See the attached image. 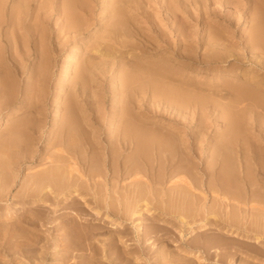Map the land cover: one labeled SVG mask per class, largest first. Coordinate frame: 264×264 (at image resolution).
I'll return each mask as SVG.
<instances>
[{
    "label": "bare ground",
    "instance_id": "obj_1",
    "mask_svg": "<svg viewBox=\"0 0 264 264\" xmlns=\"http://www.w3.org/2000/svg\"><path fill=\"white\" fill-rule=\"evenodd\" d=\"M138 1H103L104 13L110 16L106 18L112 21L105 30L109 31L108 38L102 39L112 38L121 47L128 44L123 38L139 30L132 16L137 14L134 5ZM252 1L260 6L254 3L249 12L252 26L244 40L245 51L233 52L231 48V54L226 56L219 48L226 45L222 43L223 35L219 30L215 32L213 26L214 32L208 29L209 34L203 38L212 47L203 52L207 57L201 56L198 63L203 69L201 72L207 75L202 80L201 76L194 77L201 72L189 69L186 63L183 67L192 71L191 75L183 69L175 73L158 62L136 66L138 61L135 66L124 67L110 80L115 89L113 109L101 125L90 124L94 118L89 115L76 120L74 103L77 97L93 92L91 88L95 89L97 75L107 76V68L103 66L109 57L117 59L124 55L117 53L124 52L114 47V54L111 51L100 56L104 60L102 64L91 65L86 58L84 64H79L75 59L80 45H74L63 75L67 78L63 83H68V88L62 93L70 103L64 105V112L59 110L62 102L57 99L54 102L56 116L52 127L58 124L56 129L60 132L55 130V136L49 137L56 149L48 157L52 160L50 166L30 174V167L25 169L19 159L12 158L11 145L0 143L3 145L0 148V264H22L16 262L17 253L21 260L28 259L26 264H48L50 259L55 264L57 255L62 264L70 261L75 264H264V0ZM180 2L181 5L198 4L201 0ZM6 5L7 0H0V38L5 36L6 23L13 27L17 24L16 17H7ZM56 9L64 15L63 28L59 31L68 33L82 28L75 0H65ZM18 18L20 23L26 17ZM84 23L87 26L91 21ZM186 26L190 28L191 24ZM45 37L36 38L37 48L32 54L38 53L40 58V65L33 63L36 66L32 65L31 69L33 77L38 76V87L32 86L36 88V96L25 93V98H35L32 103L46 93L53 70L46 61L48 53L41 49L50 45L49 40L48 44L44 41ZM179 39V44L188 46L184 32ZM147 40V46L158 45L150 37ZM20 43L16 38L9 41L11 56L0 47V127L4 124L3 114L17 107L21 99L22 90L13 84L22 68L18 48L14 46ZM110 45L104 46L112 48ZM57 51L50 49L51 53ZM128 51L131 54L132 50ZM189 51L183 49L182 63L193 59ZM8 59H11L12 75L6 72ZM27 59L23 56L26 71ZM131 60L125 61L124 66ZM157 66L163 70L156 69ZM33 105L35 108L36 104ZM33 112L32 109L30 116ZM26 114L29 116V112ZM15 130L11 133L16 134ZM31 139L23 144L26 149L22 148L26 150V166L37 160L40 151L30 145ZM24 169L21 191L12 193L20 205L6 208L4 203L10 202L12 187ZM84 252L89 256L74 262Z\"/></svg>",
    "mask_w": 264,
    "mask_h": 264
},
{
    "label": "rangeland",
    "instance_id": "obj_2",
    "mask_svg": "<svg viewBox=\"0 0 264 264\" xmlns=\"http://www.w3.org/2000/svg\"><path fill=\"white\" fill-rule=\"evenodd\" d=\"M15 1L16 0H7L6 8H7V11H8L7 17H16L17 18V21H16L17 24H14V27L11 26L8 23H6L3 26V28H4L3 30H4V35L5 36L3 38H0V47H2L4 50H6L8 52L7 56H11L10 52H11L12 49H11V46H9V41L13 40V38H16V39H18L21 42L20 44H22V45H20V44L19 45L18 44L14 45L15 47L18 48L17 54H18V59L20 60V64H21L20 66L22 68H20V73H18L19 76L16 75L17 81H15L16 80L15 79L14 80L15 83L13 82L14 85H16V84L18 85L17 87L20 88L22 90V92L20 93L21 99L17 102L18 103L17 107L15 106L11 111L5 112L3 114V117H4L3 118V120H4L3 123L4 124H3V126L0 127V143H2L3 145L7 144V146H8V144H9V146L11 145L10 148L12 147L11 148L12 150L11 149L10 150H11V152L14 151V153H15V154L12 153L13 154L12 158L17 159V160L19 159V161L24 165L25 169H27V167H30L29 171H28V173H30V174H32L33 170L37 171V170H41V169H45V168L49 167L50 166V162L52 160H50V158H48V157L50 156V154H52L54 152L53 150L56 151V149L54 147H52L53 146V142H51V138L53 136H55V130H56V133L60 132V130L56 129V128H58V124H56L54 127H52L54 117L56 116L55 115L56 114L55 113V109H54V102L56 101L55 99H57L58 101L62 102V105H60L59 110L63 109L65 107L64 105L67 106V104L70 103L69 101H67L68 99H67L65 93H62V91L66 90L68 88V83H63L67 79L63 75H64V71L67 69V64H66L67 61L66 60L70 56L69 54L71 53V50H73V47H74L75 44L79 43V45H80V50H79V53H78L79 57L77 56L76 59H75L76 61H78L77 63H79V64H84L87 60H88L87 62H89V64H91V65L92 64H96V62L97 63L99 62L98 64H102V61H104V60H102L100 56L104 55L107 52L109 53L111 51L112 52L115 51V50H112L114 47L117 48L116 50H118V51L120 50V51L124 52V53L118 52L117 55H119V56L121 54H124V55H121L117 59H114L113 56L109 57V59H108L109 61L105 64V66H103V67L107 68V74H106L107 76L103 77L102 74L99 75V76L97 75L98 79H96L97 80L96 83L93 84V88H95V89L91 88V90H93V92L91 91V93L88 96L86 94H83V95H81V98H80V96L77 97V99L75 101L76 104L74 103V106H75L74 108H77V111H78V112L76 110H74L75 112L73 111L75 113V119L77 118L76 120L79 119V121H80V118L84 117L83 115H89V116L94 118V120L92 122H90V124H94L95 123L97 125L98 124L101 125V124H103V121L105 122V120L108 119V117H109V115H110V113L112 111L111 109H113L112 108V104H113L112 103L113 102L112 99H113V96H114L115 89H114L113 84L110 83V80H112L113 78L117 77L116 73L118 74V72H120L124 67L127 66V68H128L129 66H135L136 63H138V61H139V63L140 62L141 63L140 64L138 63L136 66H142L143 63L144 64L145 63L146 64L147 63L155 64V63L158 62L159 65H164V67H168L171 71H173L175 73L179 72L180 69H183V70H185V72L187 74H190L192 71H189L188 69H186L187 67H185V68L183 67V64L186 63L188 65L189 69L196 68L198 71L201 72V71H203V69H201V66L198 65V63L200 61L201 56L202 57L203 56L207 57L206 53H203V52H207L206 49H208L211 46L210 44L208 45L206 43V41L203 39L204 37H206V35L209 34V30L211 29L210 32H214V31L216 32V31L219 30L218 33L223 35L222 43L223 44L226 43L227 46L225 44H224L225 46L224 45L223 46L219 45V48L223 49L225 51V53L227 54L226 56L231 54L230 50H232V49H233L232 50L233 52H239L240 50L245 51L244 42L246 41V39L248 38V35H249V34H247V31L251 30L250 27L252 26L250 24V21H249L250 19L249 18H251L250 17V13H251V10H253V8H254L253 4L255 3V5H259L260 6L259 3L256 4L257 2L256 1L253 2L252 0H236V1L231 0L232 2L230 0L229 1L228 0H216V1L215 0L214 1L213 0H201V3H198V4H195V3L194 4L193 3L187 4L186 3L185 5H181V2H180L181 0H169L170 2H168V3H167V0H139L138 2H135V5H134L137 8V10L135 11L137 14H136V16H134V13H133L132 16L134 17V19L136 21L135 25L137 27H139L138 29L140 31L138 30L137 33H135L136 30L134 28L135 31L133 32V35H132V32L127 33V35H130V36H126L123 39H124V41L128 42V44H126L125 47H121V46H119L117 44V41L114 44L115 41H114V39L111 40L112 38H110L108 40L107 39L106 40L102 39V38H108L109 31H105V30H106V28H107V30L109 29V26H110L111 21H112V20L108 21L106 17H110V16H108L107 12L104 13V10H103L105 8V5H103V1L104 0H75L76 4H77V9H78L77 13L79 12L77 15L80 17V20L82 21V24H81L82 28L77 30V31L68 32V33H66L65 31H59V30H61V28H63L62 27L63 26L62 23L64 21V15H62L61 11H58L56 9L60 5H62L65 0H45L46 2L44 0H20L19 2H15ZM229 4H231V5H229ZM172 6H173V8L174 7L175 8L173 9ZM247 6H248V10L249 11L247 10ZM37 8H38V10H36ZM111 8L112 7H110V9ZM176 8H177V10H176ZM202 8L204 9V13L205 14L202 12L203 11ZM244 8H246L245 11L243 10ZM110 9H109V11H110ZM172 10L174 11V13H173ZM188 10H189V12H188ZM191 11H193V12H191ZM34 12H36V13H34ZM180 13L182 14V16H179ZM187 13H188V15H187ZM243 15H244V17H243ZM33 16H35L34 21H33ZM125 16L128 17L127 15H125ZM202 16H203V18H202ZM18 17H26V18H24L23 21L21 20V22L19 23V18ZM85 17H86V19H85ZM117 17H119V16H117ZM16 18H15V20H16ZM58 18H59V20H57ZM103 18H104V20L100 23V20L103 19ZM235 18H237L238 20L235 19ZM89 19H90L91 23H87V26H86V23L83 24V22H87V21H89ZM126 19L127 18H125L124 20H126ZM184 19H185L186 22L184 21ZM43 21H44V23H43ZM194 22H197V23H194ZM106 23H108V24H106ZM190 24H191V26H190ZM38 25L39 26L41 25V26L38 28ZM186 25L190 26V28H188ZM215 25L216 26H220V29H218V27L216 29ZM213 26H214V31H213ZM11 27H12V29H11ZM33 27L35 28V30H34ZM45 27H47V28H45ZM16 28L17 29L19 28V30H18L19 34L17 33V29ZM186 28L188 29V31H187ZM220 30L223 33L220 32ZM33 31H36L35 32L36 34ZM102 31H104V32H102ZM181 32H184L186 34V36L188 38L187 40L189 41V43L187 45L189 46V44H190V47H188V46H186V47L184 46L183 47L182 44H179V42H180L179 38H180ZM207 32H208V34H207ZM224 32L227 33V35H230V37L227 36L228 39H227V37H226ZM249 32L250 31H248V33ZM9 33H12V34H9ZM55 34H57V35H55ZM135 34H137V36ZM41 35L47 36V37H45L46 39L44 38V41H46V43H47L48 40L50 42V45H44V46L41 47V49H42V52H47L48 53V58L46 56V59H47L46 61L53 67V70L51 71V74H52L51 75V80H50V83L48 84V86L50 88L48 87V89L46 90V93L44 94L42 99L35 100V102L33 101V103L36 104L35 108H34L33 107L34 105H33V103L31 101L33 99H35V98H32L33 95L36 96V93H35L36 91L35 90L38 87V85H37L38 76L36 77L37 79H35V77H33V76H35V74L31 73V69L34 67L32 65H35V64L37 66L40 65L39 64L40 58L37 57L38 53H35L34 54L35 56L32 55V54L35 52V50H36L35 48H37V47H35V44H36L35 40H36V38L40 39L39 37H41ZM105 35L107 37H105ZM144 36H146V37H144ZM149 37L152 39L153 42H156V43L158 42L157 43L158 45L152 44V45H148L147 46L146 45V43L148 42L147 38L149 39ZM28 38H29V40H28ZM127 38H129V39L127 40ZM170 38L173 39L174 41L171 40ZM53 39L55 41H53ZM132 41H134V42H132ZM168 41H169V43H168ZM57 43H58V45H55ZM161 44H164V45L161 46ZM169 44H171V45H169ZM191 44L193 45V47H192ZM229 44H230V46H229ZM102 45L103 46L104 45L105 46H109L110 45L112 48H108V47L104 46V49H102L103 48ZM205 45H206V47H205ZM46 46H48V47H46ZM166 46H167V49L165 48ZM182 47H183V49L186 48L187 51H189V49H190L189 54H191V56L194 55L192 57L193 59L191 61L189 59L190 62L186 61V62L182 63V61H181V59L183 58L182 57V53H183ZM30 48H32V49H30ZM49 48L50 49H56L58 51L60 50V52L57 51V53H51ZM127 49L128 50H132V51L134 50V52L131 51V54H130V51H128ZM193 49H195V50H193ZM197 49H198V51H197ZM237 49H239V50H237ZM25 50H26V52H25ZM27 50L28 51L31 50V53H28ZM234 50H237V51H234ZM63 51L65 52V54H64ZM101 51H103V52H101ZM150 51L152 53H150ZM178 51H179V53H178ZM193 51H194V53H193ZM114 53L115 52H113L112 54H114ZM132 53L137 54V56L136 57L133 56ZM167 53H169V55ZM195 53H196V55H195ZM199 53H200V55H199ZM50 54H51V56H50ZM92 54L94 56H92ZM127 54L129 55V58H128ZM62 55H63V57H62ZM89 55H91V56H89ZM96 55H97V57H96ZM23 56H24V58L27 57L28 59H30V60L27 59L28 71H26V68L23 70V65L26 66V64H25L26 61H23ZM53 56H54V58H53ZM122 56H124V57H122ZM179 56H181V57H179ZM90 57L92 59H90ZM85 58H86V61L84 62ZM131 58H132V60H131ZM134 58H136V61H135ZM162 58L163 59L165 58V60H162ZM172 58L174 60H172ZM111 59H113L114 61L111 60ZM119 59H121V60H119ZM133 59H134L135 63H133ZM10 60L9 59L7 60L9 62L6 63V67H7V71L6 72L9 75L10 74L12 75L13 71H12V69L9 68ZM130 60H131L132 64L131 63L128 64L130 62ZM31 61H32V63H31ZM121 61H122V63H121ZM125 61L128 62V63H126L125 66H124V62ZM33 63H35V64H33ZM229 63L230 62H227L226 64H229ZM156 69L160 70L162 68H159V66H157ZM202 74H204V73L201 72L200 74H196V76L194 75V77L197 79V78H199L201 76V78H199V79L202 80L203 77L207 76L206 74H204V75H202ZM18 79H19L20 82L18 81ZM34 80H35V82H34ZM33 82H34V84H33ZM59 83H60V85H59ZM34 85H35V87L37 86L35 89H34V87H32ZM95 85H97V87ZM26 92L27 93L31 92V93H29L31 95L33 93L32 97L25 98V97H27V96H25ZM111 94H112V96H110ZM89 96H90L91 99L89 98ZM80 102H81L82 105L80 104ZM78 103H79V105H78ZM26 104H27V106H26ZM30 104H32V105H30ZM93 104H94V106H92ZM31 107H33V108H31ZM92 107H94V108H92ZM32 109H33L34 112L30 116V113L32 112ZM65 109H66V107H65ZM65 109H63V111ZM35 111H36V113H35ZM79 111L81 112V116L79 115L80 114ZM26 112L27 113L29 112V116H28V114H26ZM74 113H73V116H74ZM76 113H78V114H76ZM33 114L35 116H33ZM100 114H101V116H100ZM5 116H7V117H5ZM40 121H43V122H40ZM60 122L62 123V121H60ZM16 125H17V127H16ZM59 125H60V123H59ZM33 126L35 128H37V129L35 130L33 128ZM105 126H107V125H105ZM12 128L14 130L17 128V130H15V132H17V131L18 132L20 131V132L19 133L17 132L16 134L13 132L15 134L14 135L13 133H11V131H14ZM37 130H39L38 131L39 133L37 132ZM28 131L29 132L31 131L32 134H31V132L28 134ZM51 132H52V134H51ZM12 134L15 136V139H14ZM51 135H52V137L49 139V137ZM10 136H12V137H10ZM104 136H105V134H103V137ZM10 138H12V139H10ZM30 138L33 139V142H32V139H31L30 142L32 144H30V145L35 150H38V148L40 150V151L38 150L39 152L37 153V156H38L39 159L37 158L38 161L36 159H34L33 162H32L33 164L30 163V165L26 166V162H27L26 161V156H25L26 155V150L23 151L22 148L26 149V148H24L25 146L23 147V144L26 145L28 139H30ZM5 139L8 140L9 142L6 141ZM47 139H48V141H47ZM1 140H2V142H1ZM49 143H50L51 146H49ZM2 144H1V146H3ZM35 145H36V147H35ZM1 146H0V148H1ZM50 147H51V150L48 149ZM43 148L46 150V152H45V150ZM41 149H43L44 151H42ZM48 151H49V153H48ZM16 152H18V153H16ZM42 154H44L45 157ZM0 156H2L1 153H0ZM41 156H43V159H41ZM20 157H23L22 158L23 160ZM45 158L47 160L48 159L49 160L47 162H45L46 161ZM39 160H41V161H39ZM48 162H49V164H48ZM37 163L39 165H41V166L36 165ZM42 163H43V165L47 163L46 165H44L46 167H44L42 165ZM38 168H41V169H38ZM25 169L19 175L20 177L18 178V182L15 183L14 186L12 187L11 194L13 193L15 195V193L17 194V193H19L21 191V190H19V188L22 189V185H23L22 178H24L25 177L24 175L26 174V170ZM21 183H22V185H21ZM14 195L9 200L10 201V202H8L9 204L8 203H4V205L7 206V207L5 206L6 208H8V205L10 206V208H11V206H13V207L17 206L18 207L20 205V202H19L20 200L19 201H15L18 198L17 197L15 198ZM13 198H14V200H12ZM10 252L11 251L7 250V254H10ZM79 254L74 259L75 260L74 262H76V263L78 261H80L81 259H83V257L86 258L87 254L89 256V253L85 254V252L83 253L84 256L82 254H80V257H79ZM16 255L19 256V257H17V260L15 259L17 263L18 262L22 263V264L28 263L27 262L28 259L26 260L25 258H23V260H21L22 258L20 257V255L18 253ZM51 260L52 259L49 260L48 264H53L55 262V261L50 262ZM56 260L58 261V263L56 262L55 264H60L61 263L59 255L56 256ZM83 260H85V259H83ZM70 262L71 263H69V264H75V263H73V261H70ZM145 264H147V262H145Z\"/></svg>",
    "mask_w": 264,
    "mask_h": 264
}]
</instances>
